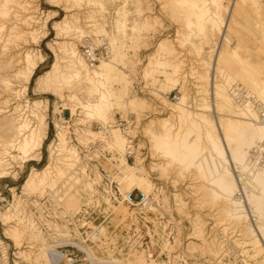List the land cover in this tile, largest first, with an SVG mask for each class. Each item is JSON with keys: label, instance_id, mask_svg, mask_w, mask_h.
Segmentation results:
<instances>
[{"label": "rangeland", "instance_id": "obj_1", "mask_svg": "<svg viewBox=\"0 0 264 264\" xmlns=\"http://www.w3.org/2000/svg\"><path fill=\"white\" fill-rule=\"evenodd\" d=\"M93 3L26 0L33 21L13 29L1 16L0 264H61L74 246L92 264H264L245 196L264 192V121L228 93L237 82L264 102V0ZM98 34L110 52L89 66L79 46ZM73 48L100 68L92 84ZM97 89L103 105L81 108ZM207 150L230 170L223 188ZM233 187L245 217L225 211Z\"/></svg>", "mask_w": 264, "mask_h": 264}, {"label": "bare ground", "instance_id": "obj_2", "mask_svg": "<svg viewBox=\"0 0 264 264\" xmlns=\"http://www.w3.org/2000/svg\"><path fill=\"white\" fill-rule=\"evenodd\" d=\"M29 1V0H28ZM31 1V0H30ZM212 1V0H211ZM56 2H58V3H61L62 4V7L63 8H65L66 10H70V9H74V8H79V7H81V8H86V10H89L91 7H93V2H94V0H56ZM25 3H26V0H0V30H1V27L3 26V20L5 21V18H7V19H9L10 20V27L13 29V27H14V25L15 24H17L16 22H20V23H22L21 25L23 26L24 24H28V23H31L32 21H33V18H32V16H31V13H30V11H29V9H31V8H29L28 6H26L25 5ZM28 3V2H27ZM29 4V3H28ZM97 4V3H96ZM95 4V5H96ZM206 4H207V1H206ZM99 6H100V4H99ZM191 7V6H190ZM207 8V7H206ZM92 9V8H91ZM208 9V8H207ZM85 10V9H84ZM84 12V11H83ZM90 12H91V10H90ZM87 13V12H86ZM5 15H8V17L6 16L5 17ZM205 15V14H204ZM208 15V14H207ZM1 16H3L4 18H2L1 19ZM77 16V15H76ZM85 16H86V14H85ZM88 16V15H87ZM206 17V16H205ZM211 18V17H210ZM65 19V18H64ZM9 20H7V21H9ZM88 20V19H87ZM203 20V19H202ZM214 20V19H213ZM7 21H5V22H7ZM180 21H182V20H180ZM199 21H200V19H199ZM216 21V20H215ZM4 22V23H5ZM61 22V21H60ZM63 22H66L65 20H63ZM24 23V24H23ZM19 25V24H18ZM18 25H16V27L18 26ZM6 26V25H5ZM21 26V27H22ZM24 26H26V25H24ZM16 27H15V29H16ZM72 27V26H71ZM5 28V27H4ZM4 28H3V31H4ZM18 29V28H17ZM20 29V28H19ZM74 30V29H73ZM2 31V32H3ZM12 31H14V30H12ZM1 32V31H0ZM5 32V31H4ZM10 32V31H9ZM9 32H7V33H9ZM15 32V31H14ZM7 33H6V35H7ZM75 33V32H74ZM79 33V32H78ZM10 34H11V32H10ZM15 34V33H14ZM17 34V33H16ZM11 35H13V34H11ZM2 37L4 36L3 34L1 35ZM9 36V35H8ZM7 36V37H8ZM4 38V40H5V42L4 41H2L1 40V43H7L6 42V40L8 41V38ZM14 37V36H13ZM2 38V39H3ZM11 38V37H10ZM9 44V43H8ZM5 45V44H4ZM1 47V46H0ZM2 47H3V45H2ZM0 48V49H3V48ZM9 47V46H8ZM6 48V47H5ZM4 48V49H5ZM0 53H1V51H0ZM2 53H3V51H2ZM5 54V53H4ZM3 55V54H2ZM10 55V54H9ZM70 55H71V57L72 58H74L75 60H76V65H77V67L79 66V67H81V69H83V71H84V73H85V79H86V81L87 82H89V83H91L92 84V81H95V79H99V77H101V71H100V68L99 69H97V67L96 68H93V69H89V67L85 64V62L80 58V56L78 55V53H77V51H76V49L75 48H73V49H71V52H70ZM26 57H27V59H28V54L26 55ZM62 57V56H61ZM5 58V57H4ZM7 59V58H6ZM2 60H4L3 58H2ZM101 60V59H100ZM99 60V61H100ZM9 61V60H8ZM6 63H7V61H5ZM16 62V61H15ZM97 63V62H96ZM95 63V64H96ZM3 64V63H2ZM1 64V65H2ZM5 64V63H4ZM8 64V63H7ZM94 64V65H95ZM31 65V64H30ZM67 65V64H66ZM101 65H102V62H101V64H100V66H98V67H101ZM14 66V65H13ZM92 66V65H91ZM29 67V66H28ZM31 67V66H30ZM10 68V67H9ZM26 68V67H25ZM25 68H23V69H25ZM32 68V67H31ZM13 69V68H12ZM33 69H34V67L31 69V71H30V74H32V71H33ZM8 70V69H7ZM14 71V70H13ZM26 71V70H25ZM9 72V71H8ZM11 72V71H10ZM9 72V73H10ZM18 72H20V71H18ZM18 72H16V70L14 71V72H12V73H10L9 74V77L11 76V78H15L16 79V77H17V75H18ZM22 72V71H21ZM29 73V72H28ZM27 73V74H28ZM8 74V73H7ZM27 74L25 75V76H27ZM7 77V76H6ZM9 77H7V78H2V83H3V85L7 88H12V85L10 86V84H11V82L9 81L10 80V78ZM29 77H30V75H29ZM25 78V77H24ZM27 78H28V76H27ZM29 79V78H28ZM97 79V80H98ZM27 80V79H26ZM229 80V79H228ZM230 82V81H229ZM13 83V82H12ZM227 84V83H226ZM7 90H9V89H7ZM11 91V90H10ZM13 91V90H12ZM97 91V99L96 100H92V101H87V102H79V104H80V106H81V108H85V109H87L88 110V108L90 109L91 107L94 109V108H96V107H98L99 105H103V100H104V98H105V91L104 90H96ZM222 91V90H221ZM222 93V92H221ZM263 93H264V91H263ZM224 95V94H223ZM74 96V95H73ZM41 105H40V103H39V101L37 100V101H33L32 102V105H31V112L32 113H36L37 112V110L39 109V107H40ZM91 108V109H92ZM89 111V110H88ZM241 112H242V114L244 115V116H248V117H250V118H252L253 120H255L256 119V114H255V112L254 111H252V109L251 108H249V107H242V109H241ZM14 113V112H13ZM244 118V117H243ZM250 118H247V119H249L250 120ZM19 119V118H18ZM20 122V121H19ZM248 123H249V121H248ZM251 123V122H250ZM253 124V123H252ZM163 130V129H162ZM111 131V134H114V133H116L115 132V130L114 129H111L110 130ZM253 131H258V128H255V129H253ZM19 133V132H18ZM57 136H58V134H57ZM20 137V136H19ZM59 141L60 140H62L61 139V134L59 133ZM24 149H25V152H27V155H28V152H30L31 150H35V148L36 147H40V145H41V141H40V139L39 140H37L36 138H35V136H33V135H30V136H28L27 138H24ZM19 142V141H18ZM61 142V141H60ZM59 142V143H60ZM57 145V144H56ZM58 147V146H57ZM216 147H217V144H214L213 146H212V149H216ZM186 148H188V150H191V148L190 147H186ZM59 150H60V148H58ZM62 150V149H61ZM67 151V150H66ZM216 151H218L219 152V150H218V148L216 149ZM223 151H225V149H224V146L220 143V152H223ZM206 153H207V159L210 161V163H208V164H211V166H212V169L213 170H215L218 174H217V181L219 182V184L220 185H222V188H223V184H224V186L227 184L225 181H224V179L226 178V176L227 175H229L230 174V170H229V168L227 167V164H220L221 163V161H220V158H216L215 156V159L214 158H212L213 157V153H212V151L210 152L209 150H207L206 151ZM69 164V163H68ZM127 165H128V163H126ZM205 164H207V163H205ZM67 165V164H66ZM49 167V166H48ZM48 167H46V168H48ZM128 167H131V166H128ZM242 167V165L241 164H239L238 166H237V168H239L238 170H240V172H241V170H244V168L243 169H240ZM236 168V169H237ZM127 169V168H126ZM129 170H130V168H128ZM47 170V169H46ZM58 170V169H57ZM48 171V170H47ZM42 172V171H41ZM40 172V173H41ZM60 172V171H59ZM83 172V171H82ZM126 172H127V170H126ZM129 172V171H128ZM127 172V173H128ZM131 172V171H130ZM244 172V171H243ZM242 172V173H243ZM37 173V172H36ZM39 173V172H38ZM37 173V174H38ZM44 173V172H43ZM58 173V172H57ZM219 173H220V176H219ZM34 174V173H33ZM32 174V175H33ZM130 174V173H129ZM232 174V173H231ZM240 174V173H239ZM244 174H245V172H244ZM2 175V174H1ZM31 175V176H32ZM29 176V175H28ZM34 176V175H33ZM35 176H36V174H35ZM34 176V177H35ZM243 176V175H242ZM240 177V176H239ZM40 178H42V177H40ZM33 179V178H32ZM250 185L249 186H251V183L250 182H248ZM255 187V186H254ZM256 188V187H255ZM235 189L236 188H229V190L224 194V196H225V198H226V200H227V202H228V208L226 207V210L225 211H227V210H229V213L231 214V212H233V211H235V212H237V213H242V214H244V216L243 217H245L246 216V213H243V212H241V203L243 202V200H241V198H238V197H235L234 195H233V193H234V191H235ZM245 196H246V199H248L247 201L249 202V204L251 205V210L252 211H254L255 212V217H256V220H257V225H258V228H259V232L261 233V234H263L264 235V219H262L263 218V215H264V192H262V191H260V192H252V191H248V192H246L245 193ZM242 197V196H241ZM222 199V198H221ZM220 199V200H221ZM226 200H224L225 202H226ZM242 201V202H241ZM216 202V201H215ZM227 204V203H226ZM243 204V203H242ZM213 205V204H212ZM203 206V205H202ZM222 206V205H221ZM224 206V205H223ZM216 208V207H215ZM244 208V207H243ZM242 208V209H243ZM221 209H222V207H221ZM223 209H225L224 207H223ZM211 211V210H210ZM217 211V210H216ZM220 211V210H219ZM223 211V210H222ZM260 211L263 213V214H261L260 213ZM206 212H207V210H206ZM219 213V212H218ZM222 213V212H221ZM224 214H225V212H224ZM224 214H223V216H224ZM226 214H227V212H226ZM215 215V214H214ZM219 215H221V214H219ZM231 215H233V214H231ZM208 216H210V214L208 215ZM222 216V217H223ZM233 216H235V217H238V218H240L239 217V214H237V215H233ZM258 216V217H257ZM211 217L213 218V215H211ZM210 217V218H211ZM220 217V216H219ZM222 217H220L221 219H222ZM224 218V217H223ZM230 218V217H229ZM229 218H227V219H229ZM231 219V218H230ZM236 219V218H235ZM21 220V219H20ZM188 221V220H187ZM231 221H232V219H231ZM230 221V222H231ZM221 222V221H220ZM230 222H229V224H230ZM239 222V221H238ZM32 223V222H31ZM240 223V222H239ZM238 223V224H239ZM216 224V223H215ZM221 224H223V222L221 223ZM234 224V223H233ZM248 224H249V222H248ZM247 224V225H248ZM31 225H33V224H31ZM247 225H245L246 227H247ZM22 226V225H21ZM26 226V225H25ZM192 226V225H191ZM212 226H213V224H212ZM222 226H224V225H222ZM232 226V225H231ZM236 226H238V225H236ZM240 226V225H239ZM217 227V226H216ZM230 227V226H229ZM26 228H27V226H26ZM242 228V227H241ZM245 228V227H244ZM29 229V228H28ZM220 229V228H219ZM32 230H35V229H32ZM32 230H30V231H32ZM222 230V229H221ZM221 230H220V232H221ZM240 230V229H239ZM246 230V229H245ZM248 230V229H247ZM29 231V230H28ZM29 231V232H30ZM223 231V230H222ZM242 231V230H241ZM18 232V231H17ZM224 232V231H223ZM243 232V231H242ZM31 233H33V232H31ZM36 233V232H35ZM9 234V233H8ZM11 235L12 234H14V233H10ZM195 234V233H194ZM223 234V233H222ZM35 235V234H34ZM197 235V234H196ZM242 235V234H241ZM244 235V234H243ZM15 236V235H14ZM195 236V235H194ZM199 236V235H198ZM228 236V235H227ZM230 236H231V234H230ZM229 238V237H228ZM242 238V237H241ZM238 239H239V237H238ZM243 239V238H242ZM135 240V239H134ZM233 240V239H232ZM237 241V240H236ZM242 241V240H241ZM238 242V241H237ZM137 245V244H136ZM190 249V248H189ZM226 249V248H225ZM206 251V250H205ZM228 251V250H227ZM209 253H211V252H209ZM208 253V254H209ZM35 254V253H34ZM231 254V253H230ZM212 256V255H211ZM221 257V256H220ZM183 258V257H182ZM235 260V259H234ZM182 261V260H181ZM233 261V260H232ZM224 262V261H223ZM186 263V262H185ZM184 263V264H185ZM187 264V263H186Z\"/></svg>", "mask_w": 264, "mask_h": 264}, {"label": "built area", "instance_id": "obj_3", "mask_svg": "<svg viewBox=\"0 0 264 264\" xmlns=\"http://www.w3.org/2000/svg\"><path fill=\"white\" fill-rule=\"evenodd\" d=\"M79 47L81 56L89 66L94 65L100 59L107 57L110 52L109 43L104 34H98L95 38H91L89 35H84ZM228 93L236 104L251 108L256 114V119L264 121V102L260 101L253 92L248 90L242 84L236 82L229 86ZM173 97L176 96L173 95ZM249 158L250 157L248 156V159ZM74 247L65 248L64 250L61 249L60 251L63 252V255L58 259V262L61 264L93 263L91 257L85 251H82L83 254L79 256L77 248ZM148 254L151 255V253Z\"/></svg>", "mask_w": 264, "mask_h": 264}]
</instances>
